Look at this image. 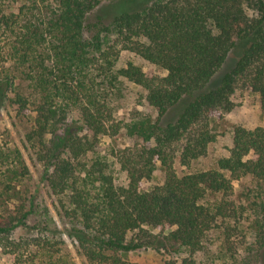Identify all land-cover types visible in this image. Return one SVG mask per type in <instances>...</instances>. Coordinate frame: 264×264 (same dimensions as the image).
Instances as JSON below:
<instances>
[{
  "label": "trees",
  "instance_id": "1",
  "mask_svg": "<svg viewBox=\"0 0 264 264\" xmlns=\"http://www.w3.org/2000/svg\"><path fill=\"white\" fill-rule=\"evenodd\" d=\"M249 95L264 107V0H0V115L62 221L0 140V264H77L66 239L83 264H264V129L198 166Z\"/></svg>",
  "mask_w": 264,
  "mask_h": 264
},
{
  "label": "rangeland",
  "instance_id": "2",
  "mask_svg": "<svg viewBox=\"0 0 264 264\" xmlns=\"http://www.w3.org/2000/svg\"><path fill=\"white\" fill-rule=\"evenodd\" d=\"M123 6H128V2L124 1ZM120 6H110L107 3L101 5L95 11V15H101L104 17H110L113 12L118 10ZM238 53H232L229 57L228 63L221 72L222 75L231 67V65L236 61ZM145 68V72L149 77L156 75H165L153 66L148 64H142ZM221 75V74H220ZM128 110H133L129 108ZM138 110H143L138 107ZM245 126L250 129L262 128L264 129V107H262L259 98L256 95H249L242 101L241 105L231 114L227 115L224 119L218 120L216 122V132L219 134V142L210 148L208 157L202 159L199 163L200 168L208 167L214 159L226 152V148L230 146L231 131L235 126ZM24 123L19 122L15 118L13 108L6 106L4 111L0 115V140H9L11 143L17 145L21 148L24 158L31 171V184L35 190H38V203L41 206H47L49 208L50 214L55 218L59 226L61 227V219L58 216V212L54 207L53 199L49 195L44 183L41 181L42 170L37 162L34 160L32 155L24 148L22 134L24 133ZM163 180V173L160 172L159 176L153 181L143 182L141 184L142 190H150L154 185L158 184ZM67 246L69 247V252L76 261L77 264H83L82 258L77 254L74 245L66 239ZM130 260L134 264H170L169 257L165 255H160L158 253L148 251L140 254L130 256ZM2 264V263H1Z\"/></svg>",
  "mask_w": 264,
  "mask_h": 264
}]
</instances>
